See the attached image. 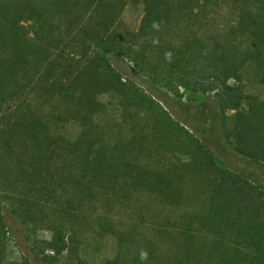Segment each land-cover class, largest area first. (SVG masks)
<instances>
[{
	"label": "trees",
	"instance_id": "1",
	"mask_svg": "<svg viewBox=\"0 0 264 264\" xmlns=\"http://www.w3.org/2000/svg\"><path fill=\"white\" fill-rule=\"evenodd\" d=\"M130 4L143 8L132 34L121 27ZM222 15L229 16L223 26ZM24 19L37 25L32 36L21 26ZM118 57L133 62L132 79L115 68ZM250 67L264 84V0H0V213L6 207L21 216L23 202L30 201L31 222L54 232L47 247L57 256L77 255L76 229L86 218L76 195L89 180L107 206L132 204L143 193L170 209L198 205L163 217L155 229L175 247L163 264H264V193L219 167L162 107L176 114L162 89L184 85L212 95L208 119L214 126L216 117L241 107ZM107 93L117 94L122 125L131 132L127 141L118 139L122 159L95 122L98 97ZM248 99L234 147L264 163V100ZM70 122L81 128L74 141L58 131ZM169 153L177 161L164 166ZM109 226L108 219L99 225L101 231ZM5 253L0 225V264ZM157 255L148 240L101 264H153Z\"/></svg>",
	"mask_w": 264,
	"mask_h": 264
},
{
	"label": "rangeland",
	"instance_id": "2",
	"mask_svg": "<svg viewBox=\"0 0 264 264\" xmlns=\"http://www.w3.org/2000/svg\"><path fill=\"white\" fill-rule=\"evenodd\" d=\"M142 18L143 8L141 5H128L121 17L122 30L129 34L137 32ZM228 19L229 16L225 18L222 15L219 20L220 25L223 26ZM21 26L29 36H32L37 29L35 21L30 19L22 20ZM136 51L137 48H133L132 55H135ZM115 68L124 79H132L129 71H134L135 67L130 58H116ZM229 84L234 87L238 85L234 80H230ZM243 84L246 98L242 101L241 107L238 110L228 111L221 119L216 117L214 126L208 119L209 105L213 100L212 95L196 93L184 85H180L171 92L162 89L171 98L174 104L173 110L177 115L165 106L162 105V107L179 126L186 128L192 135L199 138L204 148L212 152L219 167L245 177L264 193V163L254 162L241 156L234 147L233 133L244 130L242 114L248 111V98L252 96L264 100V84L258 81L252 67L244 73ZM75 91V88L66 90L70 94H74ZM98 107L100 111L95 117V122L102 129L107 140L106 143L112 146L113 154L118 159H122L125 153L117 142L119 138L127 141L131 137V132L127 126L122 125V112L117 94L100 95ZM80 129L77 123L70 122L60 126L58 131L68 140L74 141L79 135ZM163 155L162 165L164 166L177 161L173 153ZM181 159L185 160V157L181 155ZM142 161L145 164L146 161ZM100 191L97 184L85 180L76 195V201L85 207L84 217L86 218L76 229L79 245L77 255L67 251L57 256L51 248L47 247V244L54 240V232L45 225L36 227L31 222L35 211L30 201L23 202L21 216L11 215L5 207L0 213V225H3L6 231V256L3 264L25 261L31 264H78V259L89 264H101L114 259L121 248L141 249L148 240L155 242V252L158 253L155 256L157 262L154 261L153 264H163L162 258L171 256L175 247L170 237L158 239L156 236L155 229L159 223L163 222L162 218L169 214L175 218L187 208L200 210L197 204H193V206L191 204V207L183 205L171 209L166 208L159 205L155 198H151L149 194L145 193L139 201L136 198L132 204L107 206L99 196ZM186 191L188 194L196 193V190L192 188H187ZM105 219H108L110 226L101 231L99 225L103 224ZM69 233L71 234L68 231L67 237ZM72 243L70 242L71 247Z\"/></svg>",
	"mask_w": 264,
	"mask_h": 264
}]
</instances>
